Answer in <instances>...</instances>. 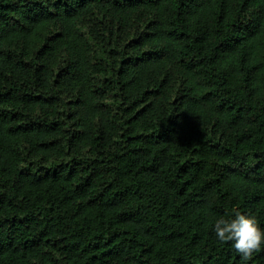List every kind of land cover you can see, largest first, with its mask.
I'll list each match as a JSON object with an SVG mask.
<instances>
[{
	"label": "trees",
	"instance_id": "1",
	"mask_svg": "<svg viewBox=\"0 0 264 264\" xmlns=\"http://www.w3.org/2000/svg\"><path fill=\"white\" fill-rule=\"evenodd\" d=\"M264 0H0V264H264Z\"/></svg>",
	"mask_w": 264,
	"mask_h": 264
},
{
	"label": "clouds",
	"instance_id": "2",
	"mask_svg": "<svg viewBox=\"0 0 264 264\" xmlns=\"http://www.w3.org/2000/svg\"><path fill=\"white\" fill-rule=\"evenodd\" d=\"M214 232L221 243L231 242L233 249L244 261L261 251L264 245V230L257 219L251 215L234 210V218H218L214 224Z\"/></svg>",
	"mask_w": 264,
	"mask_h": 264
}]
</instances>
